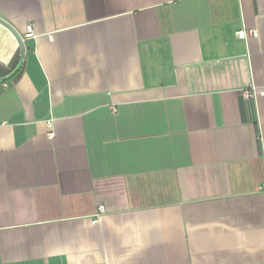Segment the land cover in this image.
<instances>
[{"label":"crops","instance_id":"crops-1","mask_svg":"<svg viewBox=\"0 0 264 264\" xmlns=\"http://www.w3.org/2000/svg\"><path fill=\"white\" fill-rule=\"evenodd\" d=\"M0 18V264H264V0Z\"/></svg>","mask_w":264,"mask_h":264},{"label":"built area","instance_id":"built-area-1","mask_svg":"<svg viewBox=\"0 0 264 264\" xmlns=\"http://www.w3.org/2000/svg\"><path fill=\"white\" fill-rule=\"evenodd\" d=\"M236 35L239 39L247 41L249 37H258V32L256 30H246L244 26L236 32ZM27 37H34L33 34V25L27 26ZM242 97L246 100H256L257 96H264V91L259 92L255 86L243 90L241 93ZM54 134H50V137H53ZM104 212V207H99V215ZM95 223V222H94Z\"/></svg>","mask_w":264,"mask_h":264},{"label":"water","instance_id":"water-1","mask_svg":"<svg viewBox=\"0 0 264 264\" xmlns=\"http://www.w3.org/2000/svg\"><path fill=\"white\" fill-rule=\"evenodd\" d=\"M0 22H1L2 24L6 25L8 28H10V29L12 30V32L15 34V36L18 38V40H19V42H20V44H21V47H22V58H21V62H20V65H21L22 60H23V58H24V54H25V46H24L23 39H22V37L18 34V32H17L16 30H14V28H13L10 24H8L4 19L0 18ZM9 78H10V76L7 77V78H5V79H3V80H1V81H5V80H7V79H9Z\"/></svg>","mask_w":264,"mask_h":264}]
</instances>
